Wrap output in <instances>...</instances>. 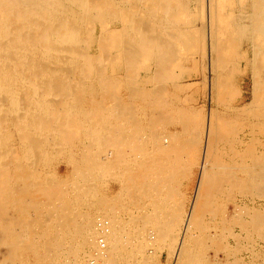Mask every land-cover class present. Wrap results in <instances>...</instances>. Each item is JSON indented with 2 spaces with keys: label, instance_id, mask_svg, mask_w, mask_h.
Masks as SVG:
<instances>
[{
  "label": "bare ground",
  "instance_id": "6f19581e",
  "mask_svg": "<svg viewBox=\"0 0 264 264\" xmlns=\"http://www.w3.org/2000/svg\"><path fill=\"white\" fill-rule=\"evenodd\" d=\"M151 1L161 15L140 19L139 6ZM230 1L197 0V24L186 30L207 39L211 73L238 59L234 35L249 29L258 62L250 100L218 116L182 105L178 76L167 89L168 67L184 59L173 54L183 33L167 27L181 0H134L124 9L131 17L117 58L127 95L88 46L108 37L90 42L82 32L90 8L109 0H0V264H156L163 249L174 264H246L241 249L256 261V237L264 241V126L244 131L239 121L261 97L264 0H239L236 9ZM143 51H153L154 62L140 76ZM208 86L215 105L243 97L231 78ZM58 157L69 176L51 170ZM190 165L192 195L183 190L176 199L167 187ZM100 221L108 228L104 248Z\"/></svg>",
  "mask_w": 264,
  "mask_h": 264
},
{
  "label": "rangeland",
  "instance_id": "374dc122",
  "mask_svg": "<svg viewBox=\"0 0 264 264\" xmlns=\"http://www.w3.org/2000/svg\"><path fill=\"white\" fill-rule=\"evenodd\" d=\"M109 1L111 2V4H106V5L110 7L95 4L92 6V9L90 8L89 11L92 13V17L86 23L83 24L84 29L82 28V32L83 34H87V36L85 37V40L90 41V42H92L94 38H96L95 37L96 34L108 37L107 38L108 40L106 41V44L107 43L108 44L106 45L104 43L103 44L104 46L102 45L103 49H102V46L99 47L98 45L94 46L92 44L88 46L95 47L96 48L95 51H98V54L104 57L105 64L106 66L109 67V70H108L109 74L111 73L110 75H113V77H115V79L118 80L119 84L117 85L118 87L120 86L119 89H121L122 94L127 95L128 93L126 91H128L127 89L128 87L124 84V79H123L124 77H122V74H121L122 71H120V67L123 64V58L118 59L117 57H123L122 55V47H123L122 32H123V27H125V25L126 26L129 25L128 20L131 17V15H129V18H128V15H126L124 12L126 8H128L129 2L134 1V0H109ZM196 1L197 0H188V1L181 0L183 7H181L180 10L175 12L176 15L174 17V21L170 24H167V27H171L177 30L178 32L183 33L179 38L175 39V43H176L175 49L176 50L175 52H173V54H174L175 59H178V57H184V59L180 62L182 63L181 70L178 69V67H180L181 65L180 63H177L178 65L174 67L173 69L168 67L167 69L168 75L166 74V77L170 76V79L167 82V89L171 91L173 89L172 84L174 85L178 84L176 82L177 81L176 78L178 76L179 85L184 86V89H182V91L181 90L178 91V96L180 98L179 101L180 103H182V105L186 107H190L194 105L198 106V108L202 107L204 108L203 110L205 112V115L212 108L218 112V116H221L222 112H226L229 105L230 106L235 105L236 107H239L245 102H249L250 95H251V89L253 87V81H254L253 75L255 74L253 71V66L257 64L258 62L256 58H254L255 56H254L253 48L251 46L249 29H246L243 31H239V34H235L233 38L234 42L237 45V50H238V55H239L238 59H233L230 62L231 64L229 63L228 66L223 69H213L211 73L210 72L208 73L207 63H208L209 56L207 53L208 52V46L206 43L207 39H204V37L202 39L200 38L199 35L186 34V30L188 28H191L192 27L191 25H193L194 23L198 21L197 13H198L199 8H197ZM149 3L150 5H148ZM149 3L146 6L145 5L139 6V9H141V11L143 12V17L141 14L140 19L142 20L146 19L144 18L146 16L152 19L153 21H155V17L153 16L161 15L160 6L154 4L153 1ZM237 4H239V0L230 1V5L234 7L235 9L238 6ZM151 5L152 7H150ZM204 36L206 37V35ZM91 38L92 40H90ZM116 38L118 39V41ZM104 50L106 51L107 58L104 54L105 53ZM153 51H152V54L150 52L143 51L142 55L138 56L137 61L139 62H137L138 63L137 69L139 68L138 70H139L140 76H144L146 73L145 71L147 70L149 71V69L152 68V64L154 62L153 61V58H154ZM210 57H212V55ZM212 59L214 58H211V60ZM169 69L171 70V72ZM263 71H264V68L261 70V73L259 74L261 77H259V80H258V83L260 84V85L258 84L259 86L258 89H260L261 97H258V100L254 104L247 103L249 104L248 108L250 109H248L245 114L246 115L249 114V115L246 116L244 114L246 118H243L241 121H239V123L241 124V128L244 131L249 129L252 123L254 124L258 123L259 128L264 126V72ZM216 77L218 78L216 79ZM226 78L227 79L231 78V83L234 82L237 88L242 89L243 97L238 103H235V104H234V101L231 100V98H229V101H228V98L225 97L224 103H219V105L218 104L215 105L211 103L209 99V95H211L210 93L212 92V89H209V86H208L209 79L211 82L212 80L217 81L221 79L224 83H226V80H227ZM253 112H256V113H253ZM56 159L57 160L53 164L51 170H53V172H56V171L63 172L64 171L63 174L65 176L66 175L69 176L70 172L72 171L70 168V165L65 164L64 158L58 157ZM183 161L185 162L184 158H183ZM189 168H190L189 169L190 175L188 174L186 176H182L183 178L181 176H179L180 178L175 176L174 178L176 180L173 179L171 181L172 183L173 182L174 183L173 184L169 183L170 184L169 186H171L172 188L170 189L168 188L169 186L167 187V190H166L167 193L171 192L170 190H172V194H173V190L176 189V191L174 192L175 193L177 192V194H175L176 196L173 195L176 199L179 198L183 190H184V193L186 192L188 194V196L192 195L191 190L187 189V187L189 186L191 182L192 183L195 182L196 171L193 174L194 167L193 166L191 167L190 165ZM114 191H117V189ZM178 193L180 194L178 195ZM174 197H167V198L165 197V198L168 200L170 198L174 199ZM144 200L142 199L141 201H144ZM169 202H175V201L171 200ZM260 202H262V200H260ZM246 245H247V239H243L242 246L246 247ZM255 246H256L255 248L259 252L258 253L259 257H257L254 263H250V260L248 259L249 252L245 251V249H241L242 250L241 255L246 264H264V241L256 237ZM208 251H209L208 253L209 259H213V256L211 255L213 250L209 249ZM159 256H160V259H158L159 261H157L156 264H174L173 258L170 255L168 256V253L166 250L163 249L162 251H160ZM219 256L220 258H222V254H219ZM229 258L231 259V257Z\"/></svg>",
  "mask_w": 264,
  "mask_h": 264
},
{
  "label": "built area",
  "instance_id": "2783aa9c",
  "mask_svg": "<svg viewBox=\"0 0 264 264\" xmlns=\"http://www.w3.org/2000/svg\"><path fill=\"white\" fill-rule=\"evenodd\" d=\"M98 229H99V233H100V236L98 237V245L100 246V248H104V239H103V236H105V234L108 232L107 231V223L106 222H103V221H100L98 222Z\"/></svg>",
  "mask_w": 264,
  "mask_h": 264
}]
</instances>
